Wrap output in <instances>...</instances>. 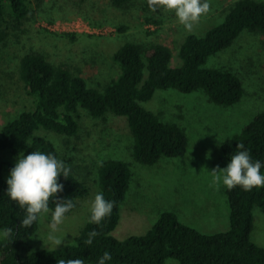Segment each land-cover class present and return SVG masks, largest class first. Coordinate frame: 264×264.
Wrapping results in <instances>:
<instances>
[{"label": "trees", "instance_id": "16d2710c", "mask_svg": "<svg viewBox=\"0 0 264 264\" xmlns=\"http://www.w3.org/2000/svg\"><path fill=\"white\" fill-rule=\"evenodd\" d=\"M85 1L79 0L78 7L82 8ZM133 1L109 0L115 9H126ZM228 6L222 23L203 35L189 34L184 38L178 52L179 66H171V51L165 44L125 42L120 45L111 56L118 76L102 90L89 87L80 75L54 64L43 53L33 49L21 53L19 77L33 105L0 128V230L3 233L11 229L0 239V264H56L57 259L78 256L88 264H97L105 251L112 257L106 264H166L171 258L178 264H264V247L251 239L253 211L264 209V186L247 191L239 185L231 189L226 187L229 208V229L226 231L204 234L182 223L175 212L166 211L146 233L118 240L111 233L120 218V205L128 190L131 171L127 162L107 159L97 169L98 186L106 199L115 202L111 214L96 224L89 222V213L72 243L36 251H26V245L37 231L39 219L31 226H22L24 209L10 200L5 191L9 171L20 152L25 155L32 150L52 152L70 169L67 178L59 176L63 190L56 196L73 201L74 207L65 215L78 208L79 202L88 197L89 187L80 176L74 175L73 162L62 156L51 139L39 133L49 132L79 140L80 110L93 119H102L108 113L125 117L132 137V157L140 164L153 165L163 157L183 154L187 147L184 130L176 123L162 121L143 103L150 101L156 91L167 89L184 94L203 91L210 102L221 107H230L240 101L244 90L234 73L202 65L210 56L230 47L243 32L264 35V0H233ZM143 9L153 10L148 2ZM50 13L44 0H0V45L8 37L7 18L12 20V27L21 32L22 26L31 25L37 18L49 24L61 19ZM81 15L92 26L101 23L85 13ZM165 23L162 17L149 15L144 17L143 27L159 29ZM38 30L70 42H75L80 35L95 37L93 34ZM115 30L121 34L127 26L118 24ZM144 32L153 34L149 29ZM241 142L254 159L264 161V111L222 142L221 151L227 162ZM261 171L264 172V168ZM55 203L49 200L50 209ZM92 230L97 235L89 244L88 234Z\"/></svg>", "mask_w": 264, "mask_h": 264}, {"label": "rangeland", "instance_id": "374dc122", "mask_svg": "<svg viewBox=\"0 0 264 264\" xmlns=\"http://www.w3.org/2000/svg\"><path fill=\"white\" fill-rule=\"evenodd\" d=\"M146 1L134 0L126 9H115L109 0H86L82 8L78 7L79 0H44L50 14L61 18L52 24L83 18L81 14L85 13L101 21L95 27L127 26L121 34L115 30L113 34L91 38L80 35L75 42L39 31L43 29L40 22H46L43 19L37 18L31 25L26 23L20 32L7 18L8 37L0 45V128L33 105L19 77L21 53L29 49L43 53L54 64L68 67L80 75L89 87L102 90L118 76L117 65L111 56L120 45L125 42L165 44L171 51V66H179L178 52L184 38L189 34L203 35L222 23L233 0H210L209 12L194 22L191 31L179 23L172 10H144ZM149 15L162 17L166 23L159 29L143 27L144 17ZM23 29L27 31L23 32ZM148 29L153 34L144 32ZM202 67L234 73L244 90L240 101L230 107H221L210 102L203 91L184 94L167 89L156 91L150 101L143 103L162 121L176 123L184 130L187 147L178 157H163L153 165L136 162L131 153L132 137L126 118L110 113L102 119H93L80 110V141L49 132L39 133L51 139L62 156L73 162L74 175L80 176L89 187L88 197L79 202L75 211L65 215L59 225V232L66 235L57 248L72 243L87 222L91 200L99 191L97 169L107 159L123 160L131 171L128 190L120 205V218L111 233L116 239L146 233L166 211L175 212L182 223L204 234L229 229L226 186L214 184L211 171L228 163L221 151L222 142L264 111V35L243 32L230 47L210 56ZM49 220L50 212L39 218L37 231L27 243L26 251L56 249L40 239L48 230ZM253 220L251 239L264 247V209L255 208ZM2 237L0 230V239ZM166 264L178 262L171 258Z\"/></svg>", "mask_w": 264, "mask_h": 264}, {"label": "clouds", "instance_id": "9594fccd", "mask_svg": "<svg viewBox=\"0 0 264 264\" xmlns=\"http://www.w3.org/2000/svg\"><path fill=\"white\" fill-rule=\"evenodd\" d=\"M153 10L174 11L179 23L191 31L194 22L210 10V0H148ZM236 151L230 154L227 165L223 168L217 166L212 172L213 183H222L231 189L237 185L244 190L264 186V161L254 159L244 144L237 143ZM70 169L52 152L32 150L28 154L20 152L16 157L14 166L10 169L6 179V194L10 200L17 202L24 214L20 220L22 226L33 225L41 216L50 212L48 230L40 238L48 247L61 245L66 233L59 232V225L63 222L65 214L74 207L69 198L62 199L56 196L63 190L59 176L68 177ZM56 201L54 208L50 209L49 200ZM114 201L106 199L102 191L95 193L90 203L89 222L99 224L100 221L111 214ZM11 229L4 230L8 235ZM97 235L95 230L88 234L87 243ZM112 259L110 252L105 251L97 260V264H106ZM56 264H86L81 257L57 259Z\"/></svg>", "mask_w": 264, "mask_h": 264}, {"label": "built area", "instance_id": "2783aa9c", "mask_svg": "<svg viewBox=\"0 0 264 264\" xmlns=\"http://www.w3.org/2000/svg\"><path fill=\"white\" fill-rule=\"evenodd\" d=\"M40 26L56 33H84L93 35L113 34L115 28L111 27H95L83 20L81 17H76L68 22L58 21L55 24L40 22Z\"/></svg>", "mask_w": 264, "mask_h": 264}]
</instances>
